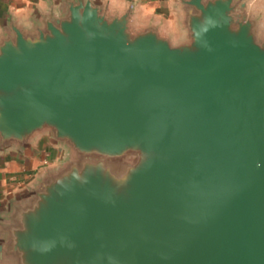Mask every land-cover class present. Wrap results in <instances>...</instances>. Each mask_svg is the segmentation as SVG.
<instances>
[{
	"label": "water",
	"instance_id": "1",
	"mask_svg": "<svg viewBox=\"0 0 264 264\" xmlns=\"http://www.w3.org/2000/svg\"><path fill=\"white\" fill-rule=\"evenodd\" d=\"M184 39L63 0L0 38V148L64 150L5 225L11 264H264V29L179 0Z\"/></svg>",
	"mask_w": 264,
	"mask_h": 264
},
{
	"label": "crops",
	"instance_id": "2",
	"mask_svg": "<svg viewBox=\"0 0 264 264\" xmlns=\"http://www.w3.org/2000/svg\"><path fill=\"white\" fill-rule=\"evenodd\" d=\"M105 3L112 12H121L130 6L135 27L147 24L159 26L172 43L185 37L181 25L179 0H94ZM254 10L262 11L264 29V5L260 0H248ZM63 0H0V38L14 23L24 31H31L42 16L52 13L58 16ZM64 150L46 133L36 135L29 145H9L0 148V245L6 239L5 225L23 197L46 172L54 170L62 159ZM1 245V246H2ZM0 264H11L0 258Z\"/></svg>",
	"mask_w": 264,
	"mask_h": 264
},
{
	"label": "clouds",
	"instance_id": "3",
	"mask_svg": "<svg viewBox=\"0 0 264 264\" xmlns=\"http://www.w3.org/2000/svg\"><path fill=\"white\" fill-rule=\"evenodd\" d=\"M260 3H261L262 5H264V0H260Z\"/></svg>",
	"mask_w": 264,
	"mask_h": 264
}]
</instances>
